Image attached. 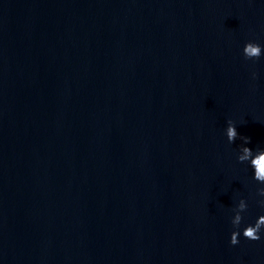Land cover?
Instances as JSON below:
<instances>
[{
  "label": "water",
  "instance_id": "95a60500",
  "mask_svg": "<svg viewBox=\"0 0 264 264\" xmlns=\"http://www.w3.org/2000/svg\"><path fill=\"white\" fill-rule=\"evenodd\" d=\"M250 40L264 0H0V264H264L229 243L264 214Z\"/></svg>",
  "mask_w": 264,
  "mask_h": 264
},
{
  "label": "clouds",
  "instance_id": "9594fccd",
  "mask_svg": "<svg viewBox=\"0 0 264 264\" xmlns=\"http://www.w3.org/2000/svg\"><path fill=\"white\" fill-rule=\"evenodd\" d=\"M243 54L246 60L258 61L264 57V45L250 40L245 43ZM253 80H256L258 74L254 71L251 74ZM237 124L234 120L227 121L226 136L230 143H234L237 136ZM245 144L237 157L240 163L248 162L252 170V179L257 183V205L264 209V150L253 151L247 145L250 143V137H243ZM249 209V203L245 198H239L238 202L231 209L230 223L232 231L230 235V245L236 246L240 243V237L249 241H260L264 239V214L259 215L254 222L245 223V214Z\"/></svg>",
  "mask_w": 264,
  "mask_h": 264
}]
</instances>
